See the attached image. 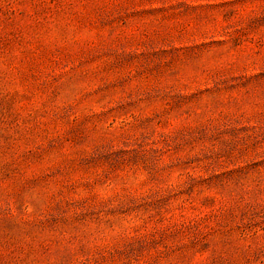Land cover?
<instances>
[{"label":"rangeland","instance_id":"374dc122","mask_svg":"<svg viewBox=\"0 0 264 264\" xmlns=\"http://www.w3.org/2000/svg\"><path fill=\"white\" fill-rule=\"evenodd\" d=\"M0 264H264V0H0Z\"/></svg>","mask_w":264,"mask_h":264}]
</instances>
